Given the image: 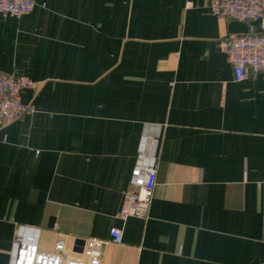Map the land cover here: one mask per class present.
I'll return each mask as SVG.
<instances>
[{
	"label": "crops",
	"instance_id": "1",
	"mask_svg": "<svg viewBox=\"0 0 264 264\" xmlns=\"http://www.w3.org/2000/svg\"><path fill=\"white\" fill-rule=\"evenodd\" d=\"M210 0H36L0 13V71L37 83L33 114L0 120V264L22 227L102 264H264V79L222 48L257 22ZM162 127L147 218L121 220L145 126ZM123 233L120 244L110 231Z\"/></svg>",
	"mask_w": 264,
	"mask_h": 264
},
{
	"label": "built area",
	"instance_id": "2",
	"mask_svg": "<svg viewBox=\"0 0 264 264\" xmlns=\"http://www.w3.org/2000/svg\"><path fill=\"white\" fill-rule=\"evenodd\" d=\"M36 0H0V13L21 18L31 14ZM208 8L215 16L244 23L257 22L259 33L231 36L222 48L234 68L235 81L264 79V0H210ZM39 83L25 77L0 71V120L11 122L36 110L22 101L26 89H36ZM162 127L147 125L140 140L138 156L132 173L133 189L126 193L120 210L121 220L130 217L147 218L157 185L158 152ZM113 242L120 244L123 233L119 228L110 231ZM41 231L22 227L11 253V264H102L104 240L89 238L80 251L68 246V236H62L51 251L39 249Z\"/></svg>",
	"mask_w": 264,
	"mask_h": 264
},
{
	"label": "water",
	"instance_id": "3",
	"mask_svg": "<svg viewBox=\"0 0 264 264\" xmlns=\"http://www.w3.org/2000/svg\"><path fill=\"white\" fill-rule=\"evenodd\" d=\"M84 243V242H83Z\"/></svg>",
	"mask_w": 264,
	"mask_h": 264
}]
</instances>
